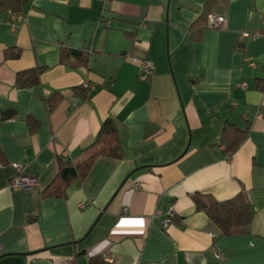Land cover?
Listing matches in <instances>:
<instances>
[{
	"label": "crops",
	"instance_id": "1",
	"mask_svg": "<svg viewBox=\"0 0 264 264\" xmlns=\"http://www.w3.org/2000/svg\"><path fill=\"white\" fill-rule=\"evenodd\" d=\"M212 14L224 15L223 29L210 27ZM85 48L86 65L61 61L62 50ZM132 55L152 64L145 79ZM38 68L37 84L16 83ZM7 110L15 116L0 121V264L97 255L111 264H264V0H27L0 11V116ZM107 119L120 157H97L64 189L61 159L81 162ZM226 125L245 131L230 156ZM15 164L37 184L12 189ZM52 186L64 195H48ZM239 194L252 218L231 234L194 203Z\"/></svg>",
	"mask_w": 264,
	"mask_h": 264
},
{
	"label": "trees",
	"instance_id": "2",
	"mask_svg": "<svg viewBox=\"0 0 264 264\" xmlns=\"http://www.w3.org/2000/svg\"><path fill=\"white\" fill-rule=\"evenodd\" d=\"M27 0H0V11L11 10L13 12L23 9ZM89 49L83 50H62L61 61L74 58L83 65L87 64ZM41 68L28 70L18 73L16 83L22 87H29L39 82ZM84 94V91L82 92ZM58 95L51 94L47 100L48 109H52L57 103ZM15 116L13 110H7L1 113L0 121ZM29 129L35 130L38 123L28 119ZM245 131L236 128L233 125H226L223 129L222 141L225 146V153L232 155L240 142L244 139ZM120 143L116 134V128L111 119H107L101 126L98 136L94 142L84 150V158L81 162L73 165L70 158H63L59 164V171L56 177L66 189L72 183H81L95 159L99 156L120 157ZM5 162L4 155L0 149V163ZM50 196H63L64 190L54 189L53 186L47 192ZM194 203L197 210L204 211L210 220L221 230L222 234H231L238 227L247 225L252 218V209L249 202L243 194L236 197L218 202L204 195H194ZM88 264H111L102 256L90 257Z\"/></svg>",
	"mask_w": 264,
	"mask_h": 264
},
{
	"label": "built area",
	"instance_id": "3",
	"mask_svg": "<svg viewBox=\"0 0 264 264\" xmlns=\"http://www.w3.org/2000/svg\"><path fill=\"white\" fill-rule=\"evenodd\" d=\"M225 17L224 15L220 14H212L209 16V25L211 28L215 29H223L225 27ZM242 35H244L247 38H255L258 36V33H248L244 32ZM131 60L135 61L140 69V78L145 79L146 73H149L152 69V64L146 60V58H140L138 56L132 55ZM240 86L245 87V83H240ZM64 155H67V152H63ZM14 167L18 171V174L13 176L11 179L10 187L12 189H28L34 185L37 184V179L35 177L27 176L22 173H20L23 169L21 165L15 164ZM137 186V184L135 185ZM126 212V211H125ZM161 213L159 211H156L153 216H160ZM173 212L171 209L167 210L164 216L161 218L160 223L163 228H167L169 224L172 222ZM1 248V246H0Z\"/></svg>",
	"mask_w": 264,
	"mask_h": 264
},
{
	"label": "water",
	"instance_id": "4",
	"mask_svg": "<svg viewBox=\"0 0 264 264\" xmlns=\"http://www.w3.org/2000/svg\"><path fill=\"white\" fill-rule=\"evenodd\" d=\"M3 256H5V254H3V255H0V258H1V257H3Z\"/></svg>",
	"mask_w": 264,
	"mask_h": 264
},
{
	"label": "rangeland",
	"instance_id": "5",
	"mask_svg": "<svg viewBox=\"0 0 264 264\" xmlns=\"http://www.w3.org/2000/svg\"><path fill=\"white\" fill-rule=\"evenodd\" d=\"M139 67V66H138Z\"/></svg>",
	"mask_w": 264,
	"mask_h": 264
}]
</instances>
